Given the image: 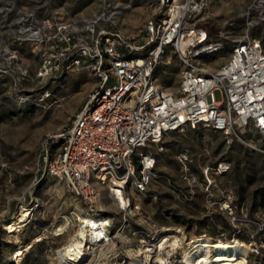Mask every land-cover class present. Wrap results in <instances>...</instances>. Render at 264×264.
<instances>
[{
    "label": "rangeland",
    "instance_id": "1",
    "mask_svg": "<svg viewBox=\"0 0 264 264\" xmlns=\"http://www.w3.org/2000/svg\"><path fill=\"white\" fill-rule=\"evenodd\" d=\"M205 3L197 23L208 40L187 54L201 53L194 64L217 69L240 39H258L264 51V0ZM157 13L155 0H0V264H69L58 249L86 214L108 219L111 241L92 243L74 264H125L129 249L139 251L135 264H157L158 257L172 264L199 235L240 241L250 248L248 264H264V133L252 126L236 125L239 137H226L199 125L148 144L142 151L154 158V175L145 194L130 180L125 185V195L139 205L129 213L118 209L107 187H99L95 206L85 205L38 161L45 136L69 126L98 82L91 54L63 52L57 24L72 22L80 30L99 17L97 30L142 42L145 22ZM75 57L80 63L70 64ZM183 68L179 52L163 47L154 84L177 88ZM214 96L221 99L218 90ZM22 209L26 220L7 234L3 224ZM174 238L181 248L166 256ZM112 246L124 253L122 261H106Z\"/></svg>",
    "mask_w": 264,
    "mask_h": 264
},
{
    "label": "built area",
    "instance_id": "2",
    "mask_svg": "<svg viewBox=\"0 0 264 264\" xmlns=\"http://www.w3.org/2000/svg\"><path fill=\"white\" fill-rule=\"evenodd\" d=\"M155 3L158 13L145 22L142 42L136 35L97 30L99 17L85 21L80 30L72 22L56 27L65 44L63 52L75 48L80 55L93 56L98 82L69 126L45 136L38 161L90 207L101 200L99 187H107L120 211L137 210L139 205L124 193L125 185L130 180L137 193L148 192L155 160L142 149L158 143L168 132L201 125L226 137H239L238 125L264 133V51L260 41L236 40L228 59L217 69L206 70L192 62L197 53L187 57L191 48L208 40L197 23L205 0ZM182 39L189 40L185 50L179 45ZM151 45L147 56H142ZM163 47L175 48L184 63L175 89L160 88L153 81ZM69 63L78 65L80 60L70 58ZM216 90L220 100L215 99ZM222 166L220 163L219 168L224 169ZM117 192L124 201L117 198ZM108 225L107 219L103 241L93 243L111 241Z\"/></svg>",
    "mask_w": 264,
    "mask_h": 264
},
{
    "label": "bare ground",
    "instance_id": "3",
    "mask_svg": "<svg viewBox=\"0 0 264 264\" xmlns=\"http://www.w3.org/2000/svg\"><path fill=\"white\" fill-rule=\"evenodd\" d=\"M188 41L189 40H180L179 45L182 50H185ZM200 54L201 53L198 52L196 55ZM117 198L124 201L123 197L118 192ZM27 215V210L22 209L19 214L9 218L7 222L3 224L6 233L13 234L18 229L19 224L26 220ZM79 219L80 221L74 233L71 234L68 240L58 249L61 259L67 260L69 264L82 261L89 249H91L90 245L98 240L103 241V238L107 235L104 232V225L107 221L105 217L86 214L79 216ZM62 230H67L66 225L63 226ZM63 233L64 231H62V233H57L56 231L55 234ZM179 248L181 247L179 246L178 239L174 238V240L168 244L166 256L175 253ZM138 252L139 251L129 249L128 253L130 259L126 261L125 264H135L133 260L138 256ZM249 254L250 248L246 244L235 239L222 241L206 235H199L186 241V246L183 247L182 252L179 254L181 259H175L172 264H248L247 258ZM16 256H18V254ZM144 257L146 259L149 258L147 254H145ZM156 263L168 264L167 258L158 257Z\"/></svg>",
    "mask_w": 264,
    "mask_h": 264
},
{
    "label": "water",
    "instance_id": "4",
    "mask_svg": "<svg viewBox=\"0 0 264 264\" xmlns=\"http://www.w3.org/2000/svg\"><path fill=\"white\" fill-rule=\"evenodd\" d=\"M125 258L124 253L117 247L111 249L106 257L108 263H118Z\"/></svg>",
    "mask_w": 264,
    "mask_h": 264
}]
</instances>
